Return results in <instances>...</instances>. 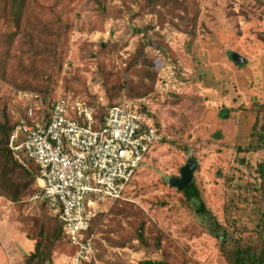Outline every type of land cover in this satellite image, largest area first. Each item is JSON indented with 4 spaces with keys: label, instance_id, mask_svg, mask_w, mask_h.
I'll list each match as a JSON object with an SVG mask.
<instances>
[{
    "label": "rangeland",
    "instance_id": "374dc122",
    "mask_svg": "<svg viewBox=\"0 0 264 264\" xmlns=\"http://www.w3.org/2000/svg\"><path fill=\"white\" fill-rule=\"evenodd\" d=\"M31 1L17 30L0 0V125L12 89L39 90L99 116L134 104L164 135L124 200L98 215L92 264H229L224 243L260 245L264 0ZM190 163L198 199L169 185ZM13 179L18 202L0 196V264H71L74 249L35 200L39 182ZM42 234L58 238L50 260L27 263Z\"/></svg>",
    "mask_w": 264,
    "mask_h": 264
},
{
    "label": "built area",
    "instance_id": "2783aa9c",
    "mask_svg": "<svg viewBox=\"0 0 264 264\" xmlns=\"http://www.w3.org/2000/svg\"><path fill=\"white\" fill-rule=\"evenodd\" d=\"M24 109L9 148L23 166L37 167L35 200L56 217L74 249L71 264H92L94 218L124 200L127 186L164 135L134 104L120 103L99 116L83 99L18 90Z\"/></svg>",
    "mask_w": 264,
    "mask_h": 264
},
{
    "label": "trees",
    "instance_id": "16d2710c",
    "mask_svg": "<svg viewBox=\"0 0 264 264\" xmlns=\"http://www.w3.org/2000/svg\"><path fill=\"white\" fill-rule=\"evenodd\" d=\"M31 2H32L31 0H10L11 11L9 15L11 17L12 24L15 25L17 30L20 29L23 21L25 20L26 15L29 11L28 7L30 6L29 4H31ZM14 37L15 35H13L12 39H14ZM12 90H13L12 95L15 98L16 96L15 93L18 90L16 89H12ZM35 91L39 92L43 97L47 98L48 100H52L53 97L56 95L53 94L52 92L49 93L39 90H35ZM68 96H70L71 98L81 99L79 97H75L74 95L72 96L71 94H69ZM23 112L24 109L19 108L17 105H15L14 107H12V105L9 106L7 112L4 113L5 114V119L3 121L4 123H1L0 125V186H3L2 190H0V196L7 197L13 200V202H18L20 196L19 189L21 187L18 186V183H16L15 180L13 179L16 170L22 171L24 173V176L28 178L29 183L23 185V187L25 188H27V186H29L30 184L38 182V178H39L37 167L33 163L27 164V167L20 164L18 161H16V159L12 154V151L9 148V142L12 133L14 132L16 126L18 125L19 117L23 116L24 114ZM261 178H262V187H264V169L261 171ZM181 193H184L186 196L192 199L199 198V192L194 182H192L188 186V188L182 191ZM230 203H228L227 206V214L228 212L229 213L231 212L229 210ZM98 215L94 218L95 221L93 220L91 229L86 234L87 237L92 236L93 229L96 225V221L98 220ZM50 216L53 219H55V221L59 224L61 231L64 235L63 228L59 223L58 219L52 215ZM235 228H237V226H235ZM64 238L67 241L68 245H70L69 240L65 235ZM139 238L142 244L146 243V239L145 237H143V232L139 234ZM57 240H58L57 237L56 238H52L50 236L46 237L42 234L39 237L38 241L36 242L35 251L32 254V256L28 259L27 263H30L34 260L45 263L46 261L50 260L51 249L55 245V242ZM220 240L224 242L226 240V237L223 238L220 237ZM225 244L226 243L223 244V247L221 248V252L227 258L229 264H264V240L261 238V236L259 242L260 245L257 246L251 245L249 243H244L243 240L236 241L233 247L228 245L226 247ZM159 249L161 248L159 247ZM155 264H160V263H155Z\"/></svg>",
    "mask_w": 264,
    "mask_h": 264
},
{
    "label": "water",
    "instance_id": "95a60500",
    "mask_svg": "<svg viewBox=\"0 0 264 264\" xmlns=\"http://www.w3.org/2000/svg\"><path fill=\"white\" fill-rule=\"evenodd\" d=\"M232 60L238 64H243L245 60L238 55H234ZM198 165L196 164H188L181 168L180 177L172 178L169 182V185L173 188L178 189V191L182 192L188 188V186L194 180V173L197 170Z\"/></svg>",
    "mask_w": 264,
    "mask_h": 264
}]
</instances>
